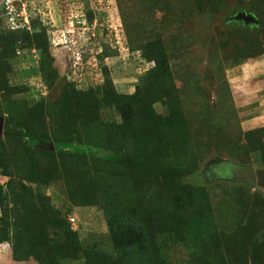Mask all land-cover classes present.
I'll return each mask as SVG.
<instances>
[{"label": "rangeland", "instance_id": "374dc122", "mask_svg": "<svg viewBox=\"0 0 264 264\" xmlns=\"http://www.w3.org/2000/svg\"><path fill=\"white\" fill-rule=\"evenodd\" d=\"M22 1L26 29L0 11V264H264V188L223 171L264 169L232 100L264 0Z\"/></svg>", "mask_w": 264, "mask_h": 264}, {"label": "crops", "instance_id": "0c3cea01", "mask_svg": "<svg viewBox=\"0 0 264 264\" xmlns=\"http://www.w3.org/2000/svg\"><path fill=\"white\" fill-rule=\"evenodd\" d=\"M246 64L254 67L234 78L235 85H243L240 91L234 89L236 104L241 108L242 122L259 127L264 125V57Z\"/></svg>", "mask_w": 264, "mask_h": 264}, {"label": "water", "instance_id": "95a60500", "mask_svg": "<svg viewBox=\"0 0 264 264\" xmlns=\"http://www.w3.org/2000/svg\"><path fill=\"white\" fill-rule=\"evenodd\" d=\"M232 20L236 23L243 25H253L258 24L256 18L246 12L237 13ZM3 118H0V133L3 127ZM226 177L233 181L251 185L253 187L259 186L264 188V169H256L253 166L248 165H236L232 163H225Z\"/></svg>", "mask_w": 264, "mask_h": 264}, {"label": "trees", "instance_id": "16d2710c", "mask_svg": "<svg viewBox=\"0 0 264 264\" xmlns=\"http://www.w3.org/2000/svg\"><path fill=\"white\" fill-rule=\"evenodd\" d=\"M254 27H256V26H254ZM262 55H260V56H257V57H254L253 59H260V58H263L264 56H262ZM233 97H232V100H233V104H234V107H235V109H237L238 111H239V115H240V120H242V115H241V108L236 104V97H235V93H234V90H233ZM234 98V99H233ZM264 126V125H263ZM178 127H180L181 129H183L184 128V124L183 123H178ZM254 133V134H253ZM257 134H255V132L254 131H251L250 133L248 132L247 134H245L244 135V139H245V141H246V144L249 146V150H252V151H255L257 148H255V147H253L252 146V143H253V141H256L257 140V136H256ZM20 136L21 137H28L29 138V143H30V145H35V146H38V145H40V144H42V143H46L47 141H46V139H44V138H42V137H38V136H36V137H33V136H29L28 134H25V133H23V134H20ZM256 142H254V144H255ZM235 147V146H234ZM94 149H95V151H99V147H94ZM239 149H241V148H233L232 150H233V152H235V153H237L238 151H239ZM245 149H246V147H245ZM245 149H243L244 150V152H245V157H246V154L248 153V151L249 150H245ZM77 153H87L88 151H87V149L85 148V149H80V150H75ZM92 153V152H91ZM95 154V153H94ZM244 157V160H243V158H242V160H243V163L244 162H246L245 160H247L246 158ZM103 159L105 160V161H107V162H109V163H116V162H118L119 160H121L122 159V154L121 153H111V154H105L104 156H103ZM104 190H106V194H108L109 195V189H110V187H109V183L107 182V183H105V186H104V188H103ZM109 198V196H106V198H105V200H107V201H109L107 204L108 205H112V206H115L114 205V203H115V201H116V197H113V199L112 200H109L108 199ZM105 203V202H104Z\"/></svg>", "mask_w": 264, "mask_h": 264}, {"label": "built area", "instance_id": "2783aa9c", "mask_svg": "<svg viewBox=\"0 0 264 264\" xmlns=\"http://www.w3.org/2000/svg\"><path fill=\"white\" fill-rule=\"evenodd\" d=\"M0 11L10 31L28 27L30 10L22 0H0ZM68 222L71 226L78 223L75 213L68 217Z\"/></svg>", "mask_w": 264, "mask_h": 264}]
</instances>
